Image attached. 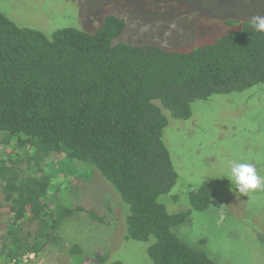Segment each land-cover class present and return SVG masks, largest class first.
<instances>
[{
  "label": "trees",
  "instance_id": "16d2710c",
  "mask_svg": "<svg viewBox=\"0 0 264 264\" xmlns=\"http://www.w3.org/2000/svg\"><path fill=\"white\" fill-rule=\"evenodd\" d=\"M249 21L231 20L234 27L218 38L172 50L114 42L125 29V20L114 14L93 32L66 26L47 36L0 13V133H6V143L29 140L45 153L96 167L129 207L127 238H153L147 252L154 264H217L171 231L190 210L169 213L158 201L177 173L162 139L168 119L157 103L172 117L188 119L195 100L264 82V33L254 32ZM43 179L30 180L15 166L0 168L13 216L6 258L38 253L71 213H42L49 185ZM190 200L197 210L207 208L206 185L191 192ZM27 212L38 218L32 241L28 231L16 233L25 220H35ZM93 258L91 264H120L101 253Z\"/></svg>",
  "mask_w": 264,
  "mask_h": 264
},
{
  "label": "rangeland",
  "instance_id": "374dc122",
  "mask_svg": "<svg viewBox=\"0 0 264 264\" xmlns=\"http://www.w3.org/2000/svg\"><path fill=\"white\" fill-rule=\"evenodd\" d=\"M0 13L47 36L66 26L93 32L114 14L125 20L114 42L185 50L232 29L231 20L264 15V0H0ZM157 105L168 119L162 139L177 173L175 184L158 201L169 213L190 210L188 219L171 231L217 264H264V189L241 194L228 180L232 160L251 162L264 176V82L195 100L188 119L174 118ZM5 135L0 133V168L15 166L30 180H49L42 210L47 217L71 209L34 258L20 264H91L95 253L107 255L108 262L154 264L147 252L153 238H127L129 207L96 167L52 150L45 153L29 140L6 143ZM202 184L210 200L207 208L197 210L190 193ZM88 211L101 219H92ZM12 217L0 186L3 259L12 243ZM28 218L35 220H25L16 233L28 231L32 241L38 218L27 212Z\"/></svg>",
  "mask_w": 264,
  "mask_h": 264
},
{
  "label": "clouds",
  "instance_id": "9594fccd",
  "mask_svg": "<svg viewBox=\"0 0 264 264\" xmlns=\"http://www.w3.org/2000/svg\"><path fill=\"white\" fill-rule=\"evenodd\" d=\"M249 23L254 32L264 33V15L251 17ZM228 180L241 194L247 195L249 192L264 189V176L258 174L256 166L251 162L230 161Z\"/></svg>",
  "mask_w": 264,
  "mask_h": 264
},
{
  "label": "built area",
  "instance_id": "2783aa9c",
  "mask_svg": "<svg viewBox=\"0 0 264 264\" xmlns=\"http://www.w3.org/2000/svg\"><path fill=\"white\" fill-rule=\"evenodd\" d=\"M35 256V252H28L23 254L20 257H12V258H2L0 257V264H20L19 262L22 261L24 263L28 262L29 260L33 259Z\"/></svg>",
  "mask_w": 264,
  "mask_h": 264
}]
</instances>
